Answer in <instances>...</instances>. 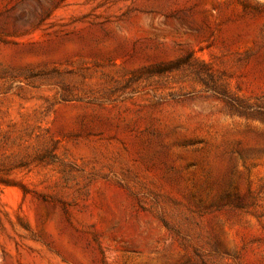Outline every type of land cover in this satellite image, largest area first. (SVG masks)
I'll return each instance as SVG.
<instances>
[{
    "label": "rangeland",
    "instance_id": "1",
    "mask_svg": "<svg viewBox=\"0 0 264 264\" xmlns=\"http://www.w3.org/2000/svg\"><path fill=\"white\" fill-rule=\"evenodd\" d=\"M0 264H264V0H0Z\"/></svg>",
    "mask_w": 264,
    "mask_h": 264
}]
</instances>
